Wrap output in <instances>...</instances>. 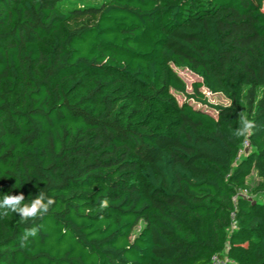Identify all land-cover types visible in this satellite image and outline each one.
<instances>
[{"label":"trees","instance_id":"obj_1","mask_svg":"<svg viewBox=\"0 0 264 264\" xmlns=\"http://www.w3.org/2000/svg\"><path fill=\"white\" fill-rule=\"evenodd\" d=\"M179 69L199 77L191 91ZM240 112L264 190V0H0V198L55 200L43 219L2 225L0 264H189L214 250L202 227L234 194L226 174L246 139L226 127ZM140 164L148 191L132 181ZM250 225L261 235L244 249L264 264V217Z\"/></svg>","mask_w":264,"mask_h":264},{"label":"rangeland","instance_id":"obj_2","mask_svg":"<svg viewBox=\"0 0 264 264\" xmlns=\"http://www.w3.org/2000/svg\"><path fill=\"white\" fill-rule=\"evenodd\" d=\"M57 37H60V35H57ZM177 72L187 83L188 90L191 91L192 83L199 80V77L186 69H179ZM248 85V75L243 72V70H239L233 83V96L242 107H244L243 96ZM207 96L211 103L221 104L223 106L232 105V99L223 94H211L207 92ZM178 99L180 102L185 101V98L181 95H178ZM211 113L215 115L214 112ZM245 114L250 119L248 113L245 112ZM239 126L238 122H234L232 126L226 127V129L235 134V130ZM238 138L240 139V143L244 139V137ZM259 147L260 145L255 144V142L252 141V144L245 149L244 154H237L232 170L229 174H226L225 179V188L231 189V191L235 189L234 194L230 196L232 199L229 203L223 199L218 200L219 202L223 201L224 205H226L222 210V213H220L221 219L214 217L202 227L203 231L206 232V237L207 232L214 231L216 233L214 238L215 249H203L197 257H194L189 261V264H201L204 260L209 259L215 253L227 257L231 264H252L251 255L244 249V245H246V243L252 238L259 237L261 232L253 230L250 225V217L255 214L264 217V190L259 189L260 179L254 168V157L257 154ZM141 169L142 165L140 164L132 181L138 183L143 190L148 191L149 186L141 174ZM237 169H240V173L236 178H233L231 175L234 174ZM229 185L232 186V188H230ZM240 207L244 209L245 213L241 216L237 225L234 226L231 214L234 210H237ZM183 213H185L184 215H186V221L188 223L196 217L194 213H189V215L185 211H183ZM15 215L16 213L10 212L7 216H0V230L3 224L9 225L13 222ZM144 224V221L141 220L135 228L132 237L136 236L141 231ZM176 230L177 234L184 239L189 241L195 239L186 224L177 226Z\"/></svg>","mask_w":264,"mask_h":264},{"label":"clouds","instance_id":"obj_3","mask_svg":"<svg viewBox=\"0 0 264 264\" xmlns=\"http://www.w3.org/2000/svg\"><path fill=\"white\" fill-rule=\"evenodd\" d=\"M239 127L235 130L237 137H249L256 125L255 122L248 118V116L240 112L238 114ZM55 203V200L48 196L47 192L42 189L29 202H25V196L20 194H4L0 198V216H7L10 212L16 213L25 221L35 222L37 219H43ZM109 200L105 197L99 201L98 208L102 212L109 207ZM41 230V226L33 223V226L25 228L22 236L20 246L23 247L31 238H37Z\"/></svg>","mask_w":264,"mask_h":264},{"label":"built area","instance_id":"obj_4","mask_svg":"<svg viewBox=\"0 0 264 264\" xmlns=\"http://www.w3.org/2000/svg\"><path fill=\"white\" fill-rule=\"evenodd\" d=\"M250 145V141L248 139L245 140L244 144H243V147L238 151V155H241V154H244L245 152V149L247 147H249ZM236 212L237 210H234L231 214L232 216V219H233V224L234 226L237 225V217H236ZM230 261L228 260L227 257H224L223 255H220V254H214L212 257H211V261H210V264H229Z\"/></svg>","mask_w":264,"mask_h":264}]
</instances>
